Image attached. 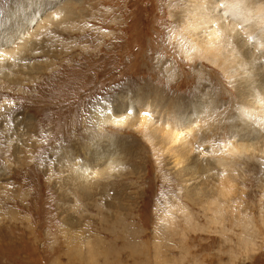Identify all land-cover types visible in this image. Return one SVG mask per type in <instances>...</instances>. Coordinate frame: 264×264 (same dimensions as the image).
I'll return each mask as SVG.
<instances>
[{
  "label": "rangeland",
  "instance_id": "374dc122",
  "mask_svg": "<svg viewBox=\"0 0 264 264\" xmlns=\"http://www.w3.org/2000/svg\"><path fill=\"white\" fill-rule=\"evenodd\" d=\"M21 5L26 16L15 22ZM182 6V0H0V264H264V119L241 149L229 146L225 131L213 139L205 134L210 111L182 126L178 135L189 145L175 152L197 159L196 171L182 162L175 170L156 140L137 128L99 126L95 119L103 102L148 98L156 121L198 98L216 112L217 126L239 122V92L221 70L180 52ZM60 19L69 28L57 26ZM249 104L264 113V105ZM99 129L115 137L105 139H113L115 151H108L120 165L99 183L77 186L86 190L84 199L65 173L70 164L82 167L58 155L76 148L71 144L84 153L97 142L107 146ZM190 134L198 139L190 143ZM221 142L226 174L237 173L232 185L225 179L224 198L217 195L221 161L211 157ZM82 171L101 175L88 164ZM195 188L205 207L190 201L187 190ZM212 200L216 211L208 207ZM124 206L127 222L117 211ZM111 218L121 220L114 229ZM121 225H130V238L143 249L123 250ZM88 242L98 244L93 253Z\"/></svg>",
  "mask_w": 264,
  "mask_h": 264
},
{
  "label": "bare ground",
  "instance_id": "6f19581e",
  "mask_svg": "<svg viewBox=\"0 0 264 264\" xmlns=\"http://www.w3.org/2000/svg\"><path fill=\"white\" fill-rule=\"evenodd\" d=\"M182 4L183 6L180 9V25H183V29L179 38L180 52L191 61L197 57L199 61L205 60L221 70L232 87L239 92L237 95L238 103L235 105L236 111H238L236 120L239 122H234L233 124L231 122V125H229V123V127L226 126L225 128L220 125L217 126L214 122V120L217 119L214 114L216 112L213 111L211 107H208V105L203 106L202 101L198 98L196 102L199 103L194 104V102H192L190 106L183 103L181 106L175 107L173 112L171 109L169 111H164L160 114L159 120L156 121L148 114L149 112L147 109L149 107L147 108V106L151 107V101L149 102L148 98L144 99L140 97L133 100L128 99V104L122 103L119 106L116 103L110 105L107 102H103L101 104L104 105L97 107L94 114L99 126L108 123L120 127L131 126L132 128H137L141 135L150 136L152 139H155L160 150L171 159L170 163L175 170L177 165L180 166L182 162L186 165L184 168L186 171H196L199 168V161H197V159L187 153L180 157L175 151L183 150V148L189 145L178 135L182 134L179 132V130L182 129L181 127L188 123H194L195 121L199 123V117L204 112L206 114V112L210 111L208 114L204 115V117L207 118L205 120V134L207 136L212 135L210 139H213L215 135L219 134L221 131H225L226 139L232 140L228 144L233 148L241 149L244 145L241 141H244L249 136L258 135L259 133L253 131H256L254 128L257 126L256 124L263 121L264 113L259 107L249 103L252 102L264 105V0H182ZM16 8L13 12L15 14L17 13L14 17L16 18L15 22L18 21L17 19L26 16L25 14L28 10V6L25 5L27 9H24L22 5ZM55 24L57 26L61 24L65 29L69 28L65 19L57 20ZM14 30L17 31V28L14 29L12 27V32ZM1 39L2 36L0 35V42H2ZM6 52L7 51H5V53ZM10 54H14L13 50ZM199 65H202V63L200 62ZM206 100L207 104H209L207 98ZM187 106H189V108H187ZM137 108L139 109L136 110ZM197 108H199L198 111ZM200 109L203 110L200 112ZM123 111L127 112V115H123ZM134 111H137V113L132 115L131 113ZM240 116L245 119L241 118L243 121H240ZM209 117L211 118L209 119ZM212 117L215 119H212ZM190 135V143H192L194 137L198 139L195 134ZM104 136L105 135H103L99 129V139H104V142L108 144L107 146L97 142L94 148L85 149L87 151L84 153L78 145L71 144V146L76 148H63L67 154L62 152L58 155L60 161H68L70 158L82 168H86L88 164V169L91 172L101 174L89 175L83 172L82 168H77V166L74 167L71 164L68 165V167L72 169L65 173L67 174V183L73 191L77 190V186L81 187L87 181L99 183L105 172H114L116 167L120 165L116 159L115 152L108 151L111 149L115 151L114 145L111 144L113 142L111 138L115 137L113 135H108V133H106L105 137ZM107 137L111 138L105 139ZM145 139L149 141L148 137ZM199 144H201V142H199ZM196 145L199 146L198 140ZM221 145V148L213 149L211 157L214 158L215 161H221V168L218 172L219 190L217 191V195L220 198H224L225 179H228V182L232 185L231 179L233 175L237 173H231L230 169L226 174V169L223 167L225 164L222 162L226 147L224 142H221ZM88 157H91L89 158L90 162H87L88 159L86 158ZM188 159H190V162L185 163ZM233 162L236 163V165L239 164L236 161ZM95 164L102 165V169L99 170L96 168ZM199 190L198 188H195L193 191L190 189L187 190L190 201L205 207L204 203L194 198L195 192ZM77 191L84 199L88 197L86 190L78 189ZM232 191V187L230 186V188H228L230 196L234 194ZM63 196L64 199L67 197L64 193ZM212 202L214 206L208 205V207H214L212 211H216L220 205L216 204L214 200H212ZM105 208L109 207L106 206ZM98 211L100 212V219L102 220L104 216V213H102L103 209L98 207ZM117 211L123 212L124 216L122 221L127 222V207H118ZM73 212L78 211L74 210ZM11 215L12 213H8V216L11 217ZM114 219L115 221H113ZM101 220L99 221L102 224ZM112 221V229L116 228L115 225L121 222V220L116 218H111L110 222ZM72 227L74 226L71 225V229ZM129 227L130 225H121L120 231L123 236L122 239L124 240L122 248L123 250L128 249V252L133 251L134 254L135 248L141 247L143 249V245H138L135 240L130 238V236L135 237V233L130 231ZM85 230H88V228ZM160 231L164 232L165 230L161 227ZM113 235H115V233ZM87 246L92 252L98 244L88 242Z\"/></svg>",
  "mask_w": 264,
  "mask_h": 264
}]
</instances>
